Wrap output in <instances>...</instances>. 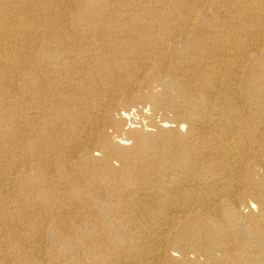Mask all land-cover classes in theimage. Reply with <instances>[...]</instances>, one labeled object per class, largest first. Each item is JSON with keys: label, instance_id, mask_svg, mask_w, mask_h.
I'll list each match as a JSON object with an SVG mask.
<instances>
[{"label": "bare ground", "instance_id": "6f19581e", "mask_svg": "<svg viewBox=\"0 0 264 264\" xmlns=\"http://www.w3.org/2000/svg\"><path fill=\"white\" fill-rule=\"evenodd\" d=\"M0 264H264V0H0Z\"/></svg>", "mask_w": 264, "mask_h": 264}, {"label": "rangeland", "instance_id": "374dc122", "mask_svg": "<svg viewBox=\"0 0 264 264\" xmlns=\"http://www.w3.org/2000/svg\"><path fill=\"white\" fill-rule=\"evenodd\" d=\"M72 7L73 6L66 5L65 9H68L69 11ZM25 14H27V12ZM70 16L71 15L66 14V16L62 18V20L64 19L63 22H61V20L57 18H55V20L51 18V24L50 26L46 27L45 31H49L50 33L57 31L59 28H61L59 27L60 24L68 23ZM40 18L38 20H35L36 22L30 20V23L26 24V26L40 25L39 22H42V19L46 18V16L40 15ZM9 25L12 24H10L9 22ZM25 35L26 37L30 36L27 30L25 32ZM34 49L35 48L27 49V53H31ZM142 89L143 88H141V93L143 95H138L133 100H129V98H127L125 94L121 96L120 100H117L118 103L116 104V106L110 109V115L114 120H116L118 127L111 128L108 126L107 133L110 137L117 139L121 136L128 138V134L130 133V131H136L137 133L142 134L144 136H150L148 143L156 145L162 140L161 138L168 136V130L171 129V126H162L161 124H163L164 120H168L169 122L167 123L169 125L175 124L174 121H178L177 115L170 108H165L160 105L154 106L151 102H148V100L144 97V92H147L149 90L154 95L158 94V92L162 88L160 85H158L157 81L153 82L150 88L143 90ZM111 102L114 103L116 102V100ZM23 104L26 106V101L23 102ZM123 112H125L127 115H123ZM126 143H128L127 146L129 147L134 145V141L132 139H128ZM154 148H158V146H155ZM96 164H98V162H96ZM100 170L101 169L97 166V168L94 169V172H98ZM34 210L36 211V209ZM70 233L71 235H73L74 231H71ZM51 236L52 235L50 233H48L46 236V238L48 239V244L44 245L45 249L57 252L59 251L61 245L58 243L57 238H53ZM130 237L132 236L130 235ZM51 239L52 241L50 242ZM70 260L71 258H67L66 262H70Z\"/></svg>", "mask_w": 264, "mask_h": 264}]
</instances>
